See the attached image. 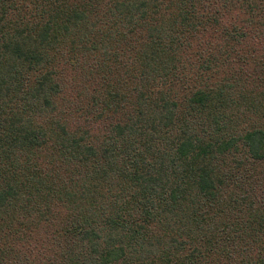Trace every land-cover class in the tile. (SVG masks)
Here are the masks:
<instances>
[{
  "label": "trees",
  "instance_id": "16d2710c",
  "mask_svg": "<svg viewBox=\"0 0 264 264\" xmlns=\"http://www.w3.org/2000/svg\"><path fill=\"white\" fill-rule=\"evenodd\" d=\"M0 264H264V0H0Z\"/></svg>",
  "mask_w": 264,
  "mask_h": 264
}]
</instances>
